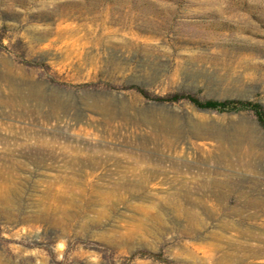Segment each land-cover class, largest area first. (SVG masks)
Returning a JSON list of instances; mask_svg holds the SVG:
<instances>
[{
    "label": "rangeland",
    "instance_id": "obj_1",
    "mask_svg": "<svg viewBox=\"0 0 264 264\" xmlns=\"http://www.w3.org/2000/svg\"><path fill=\"white\" fill-rule=\"evenodd\" d=\"M174 92L264 110V0H0V264H264V125Z\"/></svg>",
    "mask_w": 264,
    "mask_h": 264
},
{
    "label": "trees",
    "instance_id": "obj_2",
    "mask_svg": "<svg viewBox=\"0 0 264 264\" xmlns=\"http://www.w3.org/2000/svg\"><path fill=\"white\" fill-rule=\"evenodd\" d=\"M137 91L142 93L144 96L148 97V93L142 87H135ZM160 101H176L179 99H187L192 102L194 105L201 108H209L216 110H231V109H239V108H248L251 109L256 116L257 120L264 125V110L260 106V104L256 101L250 100H239V99H199L193 93H180L174 92L171 94H166L163 96H155L154 97Z\"/></svg>",
    "mask_w": 264,
    "mask_h": 264
}]
</instances>
